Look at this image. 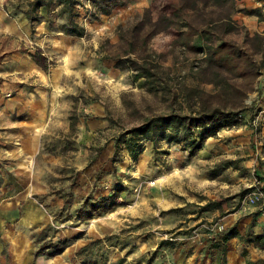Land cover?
Returning a JSON list of instances; mask_svg holds the SVG:
<instances>
[{
    "label": "rangeland",
    "instance_id": "374dc122",
    "mask_svg": "<svg viewBox=\"0 0 264 264\" xmlns=\"http://www.w3.org/2000/svg\"><path fill=\"white\" fill-rule=\"evenodd\" d=\"M178 1L123 0L112 6L109 13L102 14L90 0H81L74 11L85 35L60 41L57 54L49 52L47 42L40 39L19 40L0 33V100L12 98L17 102L14 106L17 114H12L16 116L14 128L32 126V122L25 121L31 116L23 108L25 101L37 96L43 85L38 77L39 67L47 72L52 66H63L70 76L72 69L89 67L83 75L85 85L74 86L70 78L54 86L62 115L57 119L54 116L43 128L33 129L40 134V141L30 159V168L36 172L34 188L40 193L38 198L42 199L40 204L49 220L32 235L33 243L37 247L44 242L58 246L65 242L64 248L75 247L63 254L60 263L54 264H230L231 255L221 235L236 225L238 219H229L233 211L240 208L243 215L250 209L248 204L241 207L240 200L251 189L242 197L239 193L255 183L264 187V68L246 78L224 72V77L246 90L242 100L243 121L239 125L251 127L247 143L232 141L237 134L230 132L235 129L231 126L220 128L206 140L205 150L193 154L178 143L161 140L153 144L145 139L141 140L139 150H134V156L124 143L113 153V138L138 122L134 108L122 103V95L132 100L143 115L176 108L178 99L170 98L162 90L149 92L142 77L127 69L119 68L123 72L121 82L105 79V68L112 67L113 60L103 55L116 48L120 26L127 28L140 21L142 28L147 29L149 24L144 23L143 16L146 10L154 20L159 13L169 14ZM196 1L198 12L189 13V21L201 26L212 23L219 15L218 7L206 5L204 0ZM246 1L253 0H235L237 10L231 17L236 28L223 32L217 26L212 29V41L219 38L232 41L259 59L260 54L254 53L256 39L246 40L245 35L246 32L264 35L261 28L264 22L239 10L252 7V4L245 6ZM56 13L57 10L48 16L56 21L52 31H58L66 17ZM177 37V28L169 26L147 40L148 51L161 53L159 61L171 89L177 91L184 83L213 90V84L208 82L211 74L201 81L196 73L202 52L182 46ZM100 44L101 52H97ZM192 44L201 47L202 36L195 35ZM35 54L40 56L42 66L34 61ZM102 115L105 124L88 130L87 125L98 124ZM70 117L75 118L73 129ZM85 128L90 131L89 136L88 132L82 134ZM238 145L241 155L234 152ZM228 160L233 163L226 166ZM208 199L220 201L221 208L216 214L198 210ZM263 201L259 198L256 202ZM238 251L244 257L241 264H246L247 250Z\"/></svg>",
    "mask_w": 264,
    "mask_h": 264
},
{
    "label": "trees",
    "instance_id": "16d2710c",
    "mask_svg": "<svg viewBox=\"0 0 264 264\" xmlns=\"http://www.w3.org/2000/svg\"><path fill=\"white\" fill-rule=\"evenodd\" d=\"M81 0H26L27 8L24 14L30 24L39 20L38 9L45 6L48 13L65 15V21L61 24V30L68 35H85L84 26L75 19L74 7L80 4ZM98 13L107 14L112 6L121 4L123 0H90ZM196 0H191L190 4L186 0H179L174 4L172 11L159 13L156 19H152L148 10L143 14L144 23L149 24L147 29L142 28V22H134L127 28L120 26L118 30V44L112 53H106L103 57L113 60L114 66L120 69H127L142 77L143 86L151 93L162 90L164 94H169L170 98L178 99V107H170L167 112L139 114L132 100H127L121 96V101L128 108H134L135 120L138 122L126 127L118 132L113 138L114 155L119 144L124 143L128 152L135 155L139 150L141 140H150L153 144L163 140L167 144H181L190 154L200 148L209 136H215L222 127H231L242 122L241 112L245 108L242 103L246 90L240 85L229 81L224 77V72H230L235 77L246 78L253 76L264 68V51L262 43L264 35L254 32L249 35L246 32V40L256 39L254 53H259V59H255L246 50L232 41L219 38L217 42L212 41L213 30L217 26L223 32L233 31L236 27L231 14L237 10L235 0H204V4L218 7V17L203 26L194 25L187 16L189 13H197ZM208 3V4H207ZM245 13H254L258 17L262 13L258 8L239 9ZM174 26L177 28L178 42L186 48H197L202 52L200 65L197 74H200L201 81H206V74L210 75L213 90L207 91L198 86H188L184 83L174 91L169 86L168 80L164 77V68L159 61L161 53L151 52L147 49V40L153 33ZM148 28H151L149 31ZM202 36L201 47L192 44L195 35ZM100 44L97 52H101ZM34 61L41 65V58L38 54L33 55ZM163 68V69H162ZM204 74V76H203ZM241 118V119H240ZM75 118L70 117V127L73 129ZM233 163L232 160L225 162L226 166ZM252 187H247L240 191L242 197ZM220 209L221 203L216 199H208L198 206L199 211ZM237 231L230 228L221 235L222 241L231 236H235ZM246 241H251L260 249L264 250V232L245 234ZM65 242L60 246L48 244L46 242L38 245L34 250V256L40 253L56 254L63 250ZM83 246L82 249H84ZM246 264H264V257L255 260H246Z\"/></svg>",
    "mask_w": 264,
    "mask_h": 264
},
{
    "label": "crops",
    "instance_id": "0c3cea01",
    "mask_svg": "<svg viewBox=\"0 0 264 264\" xmlns=\"http://www.w3.org/2000/svg\"><path fill=\"white\" fill-rule=\"evenodd\" d=\"M249 5L252 6L250 9L258 8L262 16L258 17L254 13L250 14L255 15L259 22H264V6L260 7L264 5V0H256L255 3L254 0L246 1L245 6ZM26 8V0H0V33L12 35L19 40L30 41V39H34L38 41L40 39L39 41L47 42L49 52L54 54L58 53L60 41H69L75 37L62 32L61 26L57 28L58 31L51 30L54 29L53 26L56 21L55 18L50 19L48 17L49 13L45 6L38 9L39 20L30 24L24 14ZM37 67L39 66L37 65ZM39 69L40 72L38 73L40 75L38 77L42 79L43 85H41L37 96L25 101L26 104L23 108L31 116L25 120L32 122L31 127L28 124L26 126L19 125L18 128L12 127L14 119H16V116H12V114H17L14 113V106L17 105V102L15 103V99L12 98L0 100V264H32L33 261L36 264L60 263L59 260L63 257V254L71 252L75 248L73 245L67 246L61 252L62 255L58 253L53 256H46L45 254L34 256L36 247L32 235L42 230L49 220L48 213L44 211L40 204L42 200L38 198L40 193L36 192L34 188L37 179L36 172L33 173V169L30 168V159L36 154L40 141V134L33 129L36 127L43 128L48 122L54 120V116L57 119V116L62 115V112L59 113L60 110H58V101L56 100L58 91H55L54 86L61 85L63 81L70 80V78L73 79L74 86L76 84L85 85L83 75L87 74L86 71L89 70V67L72 69V76L66 71L67 68L63 66H52L47 72L40 67ZM105 69V79L113 78L118 80L117 82L122 81L119 78L123 77V72L114 64L112 67ZM47 84V87L53 88V91L46 88ZM61 106L63 105L61 104ZM64 106H67V103ZM104 120L105 117L100 116L98 124L87 125L88 130L105 124ZM237 125V127L233 125L235 129H230V132L237 134L232 141L247 143L250 139V125ZM85 132H88L86 128L82 131V134L86 135ZM262 132V135H264V127ZM90 134L89 131L88 136ZM209 137L205 139L202 148L199 150H205L204 144ZM235 147L238 149L234 152L241 155L243 152L238 151L241 147L239 145ZM205 152V154L208 153V151ZM213 154H216V152ZM244 154H247V152ZM12 157H18V159L12 160L10 159ZM250 161L251 164L253 158ZM246 166L248 165L246 164ZM248 205L250 209L244 212L243 215H241L242 212L239 208L233 211V214L229 217V219H238L233 227L237 234L224 241L231 255L228 258L231 259L228 262L230 264L244 263V257L239 255L238 251L242 248L247 250L246 255L250 260L264 257V250L244 238L245 234L252 236L264 232V201ZM207 211L216 214L218 208Z\"/></svg>",
    "mask_w": 264,
    "mask_h": 264
},
{
    "label": "built area",
    "instance_id": "2783aa9c",
    "mask_svg": "<svg viewBox=\"0 0 264 264\" xmlns=\"http://www.w3.org/2000/svg\"><path fill=\"white\" fill-rule=\"evenodd\" d=\"M241 119V118H240ZM243 121V119H242ZM250 193L247 196L240 200V206L243 207L245 204H251L257 201V199L261 198L264 200V187L260 188L255 184L251 186Z\"/></svg>",
    "mask_w": 264,
    "mask_h": 264
}]
</instances>
